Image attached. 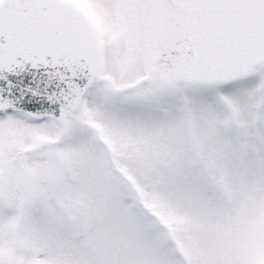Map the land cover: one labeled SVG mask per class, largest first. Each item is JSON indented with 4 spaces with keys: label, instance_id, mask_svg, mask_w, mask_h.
Instances as JSON below:
<instances>
[{
    "label": "rangeland",
    "instance_id": "374dc122",
    "mask_svg": "<svg viewBox=\"0 0 264 264\" xmlns=\"http://www.w3.org/2000/svg\"><path fill=\"white\" fill-rule=\"evenodd\" d=\"M72 1L101 79L61 123L0 122V264H264V65L165 84L150 0Z\"/></svg>",
    "mask_w": 264,
    "mask_h": 264
},
{
    "label": "snow or ice",
    "instance_id": "6c2138e0",
    "mask_svg": "<svg viewBox=\"0 0 264 264\" xmlns=\"http://www.w3.org/2000/svg\"><path fill=\"white\" fill-rule=\"evenodd\" d=\"M176 36L160 57L202 65L210 57L227 70L264 58V0H180ZM59 0H0V122L45 123L92 75L73 42ZM251 248L209 264H250Z\"/></svg>",
    "mask_w": 264,
    "mask_h": 264
},
{
    "label": "water",
    "instance_id": "95a60500",
    "mask_svg": "<svg viewBox=\"0 0 264 264\" xmlns=\"http://www.w3.org/2000/svg\"><path fill=\"white\" fill-rule=\"evenodd\" d=\"M62 5L61 14L67 19L71 28L74 46L80 55L86 57L88 64L91 67V79L96 76L100 71V51L95 34L91 25L82 12L67 0H59ZM170 14L161 15L156 22L158 25L157 32L153 38V44L157 50V60L155 65L160 69L161 73L165 76L166 80H188L192 82H214L224 81L226 79H233L247 71L248 64L256 58H246L235 66L224 70L218 66L214 58H209L204 64L196 65L187 62L181 57L175 59L162 60L159 53L162 46L176 36V24L183 19L182 10L173 7ZM176 9V10H175ZM88 83L79 89L72 98L66 102L61 110L59 117L49 116L54 119L62 118V111L66 107H73L76 105L81 95L84 93Z\"/></svg>",
    "mask_w": 264,
    "mask_h": 264
},
{
    "label": "flooded vegetation",
    "instance_id": "af4514ba",
    "mask_svg": "<svg viewBox=\"0 0 264 264\" xmlns=\"http://www.w3.org/2000/svg\"><path fill=\"white\" fill-rule=\"evenodd\" d=\"M158 1H160V0H158ZM174 3H179L180 2V0H172Z\"/></svg>",
    "mask_w": 264,
    "mask_h": 264
}]
</instances>
